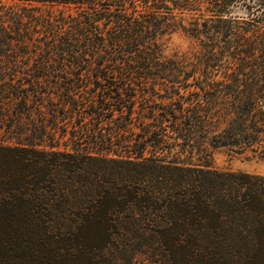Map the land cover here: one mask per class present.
<instances>
[{
	"label": "trees",
	"instance_id": "1",
	"mask_svg": "<svg viewBox=\"0 0 264 264\" xmlns=\"http://www.w3.org/2000/svg\"><path fill=\"white\" fill-rule=\"evenodd\" d=\"M222 148L264 157V0H0V264H264Z\"/></svg>",
	"mask_w": 264,
	"mask_h": 264
},
{
	"label": "rangeland",
	"instance_id": "2",
	"mask_svg": "<svg viewBox=\"0 0 264 264\" xmlns=\"http://www.w3.org/2000/svg\"><path fill=\"white\" fill-rule=\"evenodd\" d=\"M166 57L181 54L190 47V40L180 32L169 33L160 38ZM212 166L219 171L243 172L264 176V157L249 151L236 152L226 148L212 152Z\"/></svg>",
	"mask_w": 264,
	"mask_h": 264
}]
</instances>
